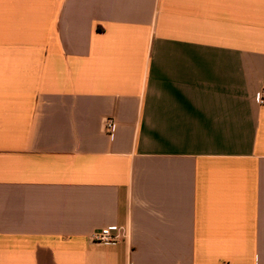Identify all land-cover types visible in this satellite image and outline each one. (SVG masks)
<instances>
[{
  "label": "crops",
  "instance_id": "crops-1",
  "mask_svg": "<svg viewBox=\"0 0 264 264\" xmlns=\"http://www.w3.org/2000/svg\"><path fill=\"white\" fill-rule=\"evenodd\" d=\"M263 89L264 0H0V264H264Z\"/></svg>",
  "mask_w": 264,
  "mask_h": 264
},
{
  "label": "built area",
  "instance_id": "built-area-1",
  "mask_svg": "<svg viewBox=\"0 0 264 264\" xmlns=\"http://www.w3.org/2000/svg\"><path fill=\"white\" fill-rule=\"evenodd\" d=\"M258 103L260 105H264V89L261 91V93L258 96ZM116 122L112 118H107L104 121V130L107 134L112 135L113 131L115 130ZM117 232V228H110L106 227L101 229L99 232H96L93 235V240L98 243H114L117 241V235L115 234Z\"/></svg>",
  "mask_w": 264,
  "mask_h": 264
}]
</instances>
